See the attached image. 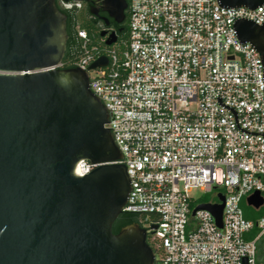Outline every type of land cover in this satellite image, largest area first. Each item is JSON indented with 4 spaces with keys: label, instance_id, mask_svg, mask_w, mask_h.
<instances>
[{
    "label": "built area",
    "instance_id": "obj_1",
    "mask_svg": "<svg viewBox=\"0 0 264 264\" xmlns=\"http://www.w3.org/2000/svg\"><path fill=\"white\" fill-rule=\"evenodd\" d=\"M240 17L261 25L264 3L129 0L126 39L91 49L87 31H78L83 51L73 63L87 70L108 111L105 126L123 155L114 163L125 164L132 181L124 210L140 216L155 264H257L264 216L247 218L241 203L256 191L264 198V135L241 130L217 101L236 110L243 129L264 132L263 66L234 33ZM100 56L107 65L89 69ZM95 166L81 160L75 173ZM195 188L225 195L221 228L208 209L192 215L220 202L193 198ZM254 226L259 234L247 239Z\"/></svg>",
    "mask_w": 264,
    "mask_h": 264
},
{
    "label": "water",
    "instance_id": "obj_2",
    "mask_svg": "<svg viewBox=\"0 0 264 264\" xmlns=\"http://www.w3.org/2000/svg\"><path fill=\"white\" fill-rule=\"evenodd\" d=\"M88 2L117 23L125 19L126 0ZM217 2L255 9L264 0ZM233 29L240 43L259 52L264 87V21L240 17ZM68 39L67 16L56 0H0V264H155L139 223L112 231L132 181L125 164L114 163L123 155L105 126L108 111L91 91L87 70L57 67ZM116 40L113 31L105 43ZM107 63L100 56L89 69ZM217 101L234 113L241 130L264 135L243 129L236 110L219 96ZM81 160L96 166L77 175ZM217 197L219 203L200 204L192 215L208 209L221 228L225 195ZM247 203L260 208L264 198L256 191Z\"/></svg>",
    "mask_w": 264,
    "mask_h": 264
},
{
    "label": "trees",
    "instance_id": "obj_3",
    "mask_svg": "<svg viewBox=\"0 0 264 264\" xmlns=\"http://www.w3.org/2000/svg\"><path fill=\"white\" fill-rule=\"evenodd\" d=\"M75 2V0H71ZM86 0H83L82 3H85ZM128 3V8L125 10V19L121 23H117L114 20H110V26H112L117 33V40L126 39L128 36V19H129V0H126ZM58 8L66 14L67 16V32L69 35V39L67 41V49L65 52V56L63 58L64 65L61 68H71L76 67L73 61L76 57L83 51L82 44L84 39L79 37L78 31L83 29L88 33V37L90 41L88 43V48L92 49V46L97 42L101 43V45H105V40L101 37V32L103 31V27L106 26L105 20H98L93 17L89 12V7L77 8L75 5L73 7H65L58 5ZM84 6V5H83ZM247 218L256 221L258 218L264 216V206L258 210H254L250 208L248 212H246ZM139 223L140 216L136 213L129 212L124 210L114 221L112 231L113 233H118L120 229L131 223ZM260 232V229L257 226L251 230L247 239H254ZM257 247V264H264V233L260 235L257 239L256 243Z\"/></svg>",
    "mask_w": 264,
    "mask_h": 264
},
{
    "label": "flooded vegetation",
    "instance_id": "obj_4",
    "mask_svg": "<svg viewBox=\"0 0 264 264\" xmlns=\"http://www.w3.org/2000/svg\"><path fill=\"white\" fill-rule=\"evenodd\" d=\"M56 2L58 5H60V6L64 5L65 7H73L75 5L77 8H81L80 9L81 11H83V9H84V12H85V7H89V12L93 17H95L98 20L104 19L106 22V26L102 28L103 30L107 31V34L105 35V37H103L104 40L107 38V36L111 32H113V31L116 32V30L112 26H110V24H111L110 20H114V19L111 18L106 11H104L102 8H100L99 5H93L92 3L88 2V1H85V3H82L83 1L79 2L77 0H75V2H72L71 0H56ZM140 226L143 227L142 224H140ZM147 237H148V234H147Z\"/></svg>",
    "mask_w": 264,
    "mask_h": 264
},
{
    "label": "rangeland",
    "instance_id": "obj_5",
    "mask_svg": "<svg viewBox=\"0 0 264 264\" xmlns=\"http://www.w3.org/2000/svg\"><path fill=\"white\" fill-rule=\"evenodd\" d=\"M219 193L218 190H214L213 192H204L202 191L200 188H195L192 190V192H190V196H192L193 198L197 199V198H200L201 197V200L203 201H209L211 200L212 198L213 199H216L217 198V194ZM242 208L244 210V213H245V216L247 217L246 215V212H248L250 210V208L254 209V210H258L256 208H253L252 206H250L248 203H247V200L246 198L243 199L242 203ZM264 204L261 206L263 207ZM260 207V208H261Z\"/></svg>",
    "mask_w": 264,
    "mask_h": 264
}]
</instances>
